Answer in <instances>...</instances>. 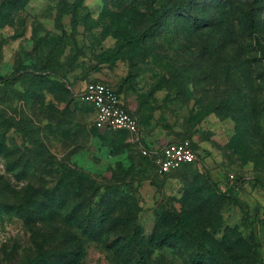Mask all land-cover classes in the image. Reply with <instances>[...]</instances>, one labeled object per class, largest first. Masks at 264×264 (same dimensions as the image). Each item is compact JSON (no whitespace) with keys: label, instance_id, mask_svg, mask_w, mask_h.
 Wrapping results in <instances>:
<instances>
[{"label":"rangeland","instance_id":"obj_1","mask_svg":"<svg viewBox=\"0 0 264 264\" xmlns=\"http://www.w3.org/2000/svg\"><path fill=\"white\" fill-rule=\"evenodd\" d=\"M0 264H264V0H0Z\"/></svg>","mask_w":264,"mask_h":264},{"label":"built area","instance_id":"obj_2","mask_svg":"<svg viewBox=\"0 0 264 264\" xmlns=\"http://www.w3.org/2000/svg\"><path fill=\"white\" fill-rule=\"evenodd\" d=\"M74 98L88 104L93 109L92 125L97 130L126 132L136 136L138 121L125 108L121 96L100 83H88L74 94ZM143 157L149 158L159 174L168 175L184 165L198 162V152L188 140L174 141L161 148L139 147Z\"/></svg>","mask_w":264,"mask_h":264},{"label":"trees","instance_id":"obj_3","mask_svg":"<svg viewBox=\"0 0 264 264\" xmlns=\"http://www.w3.org/2000/svg\"><path fill=\"white\" fill-rule=\"evenodd\" d=\"M125 85V82H123L120 86H119V88H118V90L116 91L115 90V93L117 94V95H120V92H121V90H122V88H123V86ZM103 131H106V132H113V131H107V130H103ZM192 146H193V144H192ZM193 148L196 150V148L193 146ZM192 165H194V164H189V165H184V166H182L181 168H183V167H185V166H192ZM180 168V169H181ZM179 169V170H180ZM178 171V170H177ZM174 172H176V171H174ZM174 172H172V173H174ZM171 174V173H170ZM169 175V174H168Z\"/></svg>","mask_w":264,"mask_h":264}]
</instances>
